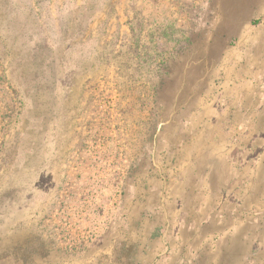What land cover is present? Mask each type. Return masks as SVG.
Listing matches in <instances>:
<instances>
[{
  "label": "rangeland",
  "instance_id": "obj_1",
  "mask_svg": "<svg viewBox=\"0 0 264 264\" xmlns=\"http://www.w3.org/2000/svg\"><path fill=\"white\" fill-rule=\"evenodd\" d=\"M263 15L0 0V264H264V161L219 151L263 121L225 103Z\"/></svg>",
  "mask_w": 264,
  "mask_h": 264
},
{
  "label": "crops",
  "instance_id": "obj_2",
  "mask_svg": "<svg viewBox=\"0 0 264 264\" xmlns=\"http://www.w3.org/2000/svg\"><path fill=\"white\" fill-rule=\"evenodd\" d=\"M78 7H80V4L75 6V8ZM65 9L66 6L63 4L60 11L62 12ZM253 25L248 29L249 33H243L245 35L243 41L250 48L252 60L245 66L236 68L232 87H229V84L227 85L228 90H226L225 96L228 101H225V103L246 105V108L251 105L252 111L257 110L256 115L253 114L251 118H261L260 120L263 121L255 119L257 126L252 127L251 130H246L247 134L245 136L251 139L241 140L239 144H227L226 147L219 150L223 155V165L230 173L229 179L234 176L235 172L238 173L244 167L245 162L249 164L248 157L250 155H252L251 163L254 167L259 166L264 161V128L259 125V122H264V15L259 17ZM247 38L249 41H247ZM235 113L242 120V117H240L242 113L238 111ZM229 131L233 135V130ZM234 134L241 138L242 133L237 130ZM209 149V151H207L208 149L205 150L204 153L211 154L212 146H209Z\"/></svg>",
  "mask_w": 264,
  "mask_h": 264
}]
</instances>
